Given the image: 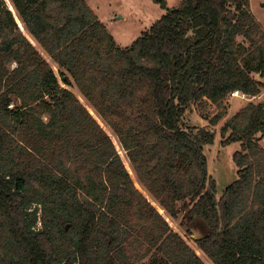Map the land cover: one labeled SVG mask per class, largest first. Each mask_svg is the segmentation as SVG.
I'll list each match as a JSON object with an SVG mask.
<instances>
[{
  "label": "trees",
  "instance_id": "trees-1",
  "mask_svg": "<svg viewBox=\"0 0 264 264\" xmlns=\"http://www.w3.org/2000/svg\"><path fill=\"white\" fill-rule=\"evenodd\" d=\"M9 1L16 15L0 0V264H207L170 226L180 216L212 264H264V102L219 130L240 148L218 198L203 153L215 132L185 117L208 100L221 108L215 125L229 94L260 93L264 27L249 0H154L166 11L125 47L85 0Z\"/></svg>",
  "mask_w": 264,
  "mask_h": 264
},
{
  "label": "rangeland",
  "instance_id": "rangeland-1",
  "mask_svg": "<svg viewBox=\"0 0 264 264\" xmlns=\"http://www.w3.org/2000/svg\"><path fill=\"white\" fill-rule=\"evenodd\" d=\"M164 1L166 3V8H174L181 0ZM5 2L8 8L13 10L12 12H14L16 15V12L10 4V1L5 0ZM85 2H87L91 9L94 10L97 17L109 29L116 45L120 47L130 45L132 41L141 36V34L145 32L149 26L154 21L159 19V17L166 11V8H163L159 3L154 2V0H85ZM249 6L255 18L264 27V0H249ZM16 19L20 29L29 38L30 36L28 35L27 30L24 29L21 20L17 16ZM47 60L50 64H52L55 72L57 73V78L60 84H62L61 78L58 75L57 67L48 58ZM255 78L260 79V81L263 83L260 93L252 97L241 92H238V94L235 95L229 94L223 102V108L226 109L225 115L219 121H217L215 125L210 123V119L216 115V113L221 108L217 105L215 106L211 104L208 100H203L198 102V104H194L192 108L185 114L188 124L197 127L206 126L215 132L213 141L210 144L203 146V153H205L207 157V170L215 180V195L217 198L219 195H221L224 187L236 179L237 171L233 162V155L235 150L240 148V143L238 141L222 144L223 137L219 134V130L224 122L228 120L231 115H233L234 112L242 106L252 101L264 102V74L262 76L255 75ZM62 85L64 86V84ZM68 88L78 96V98L89 109L92 115L98 119L110 137H112L119 155H121L128 172L132 176L136 188L146 195L150 201H152L148 192L144 191L143 187L140 185L137 176L133 172L132 167L127 159V156L125 155V152L119 146L117 138L111 132L109 127L97 117L94 109L89 105V103L83 100L75 86H69ZM259 144L264 146V139L260 140ZM154 205L157 207L155 203ZM158 209L161 213H163L162 209ZM180 218L181 216L178 220L168 219L170 226L178 231L182 236H184L188 244L193 247L197 254H199L200 257L205 262H207V264H212L207 260V258L204 257L202 253L199 252L196 245H194V236H197L198 234L201 235L199 229L192 228L190 234H185L184 228L180 227L178 224Z\"/></svg>",
  "mask_w": 264,
  "mask_h": 264
},
{
  "label": "water",
  "instance_id": "water-1",
  "mask_svg": "<svg viewBox=\"0 0 264 264\" xmlns=\"http://www.w3.org/2000/svg\"><path fill=\"white\" fill-rule=\"evenodd\" d=\"M64 78H67V76H64ZM193 236V235H192ZM200 237V235L198 234L197 236H194V239Z\"/></svg>",
  "mask_w": 264,
  "mask_h": 264
},
{
  "label": "built area",
  "instance_id": "built-area-1",
  "mask_svg": "<svg viewBox=\"0 0 264 264\" xmlns=\"http://www.w3.org/2000/svg\"><path fill=\"white\" fill-rule=\"evenodd\" d=\"M238 92H239V91L235 90V91H234L233 93H231V94L235 95V94H238Z\"/></svg>",
  "mask_w": 264,
  "mask_h": 264
}]
</instances>
